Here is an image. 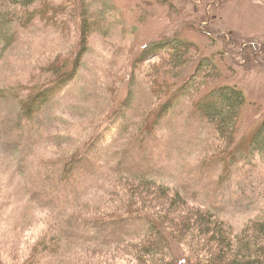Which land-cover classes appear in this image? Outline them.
<instances>
[{
    "label": "rangeland",
    "instance_id": "rangeland-1",
    "mask_svg": "<svg viewBox=\"0 0 264 264\" xmlns=\"http://www.w3.org/2000/svg\"><path fill=\"white\" fill-rule=\"evenodd\" d=\"M43 2L61 14L19 27L0 63V87L10 92L0 99V264H31L44 240L53 249L41 264H146L118 248L151 230L115 194L129 177L182 189L239 233L264 216V0ZM176 38L200 50L183 80L205 61L220 67L202 96L227 85L247 92L235 143L218 136L182 84L156 92V45ZM86 40L78 75L30 117L22 99L48 81L51 61L81 60ZM196 252L176 243L168 263L192 264Z\"/></svg>",
    "mask_w": 264,
    "mask_h": 264
},
{
    "label": "trees",
    "instance_id": "trees-1",
    "mask_svg": "<svg viewBox=\"0 0 264 264\" xmlns=\"http://www.w3.org/2000/svg\"><path fill=\"white\" fill-rule=\"evenodd\" d=\"M43 1L0 0V63L19 42V27L32 28L39 20L52 23L61 14L50 2ZM156 46L163 52V63L149 71L156 92L170 94L182 84V91L191 97L195 108L204 114L218 136L228 144L235 143L249 104L247 92L238 86L227 85L202 96L209 79L219 75L220 67L210 65L212 69H208L205 61L193 77L183 80L187 76V66L194 64L200 52L198 45L176 38ZM88 48L89 40H86L81 60L62 57L47 65L44 70L50 75L48 81L22 99L23 108L30 117L37 116L57 86L78 75ZM9 93L8 89L0 87V99L7 98ZM76 162V156L71 157L70 165ZM125 181L127 183L117 186L115 194L123 197L126 212L148 220L151 230L146 237L118 248L133 249L137 258L146 264H170L168 258L172 256L175 244L189 242L197 248V259L192 257L195 264H264V216L250 220L246 229L239 233L226 218L209 207L196 205L178 187L149 176L129 177ZM51 244L53 242L44 240L32 256L31 264H41L40 258L45 262L43 255L52 252ZM192 258L190 261L194 264Z\"/></svg>",
    "mask_w": 264,
    "mask_h": 264
}]
</instances>
